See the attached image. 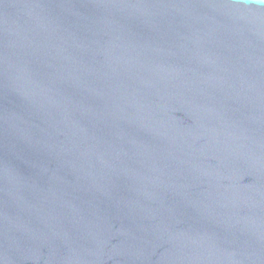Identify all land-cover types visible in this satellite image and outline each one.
<instances>
[{"label": "water", "instance_id": "1", "mask_svg": "<svg viewBox=\"0 0 264 264\" xmlns=\"http://www.w3.org/2000/svg\"><path fill=\"white\" fill-rule=\"evenodd\" d=\"M0 264H264V5L0 0Z\"/></svg>", "mask_w": 264, "mask_h": 264}, {"label": "clouds", "instance_id": "2", "mask_svg": "<svg viewBox=\"0 0 264 264\" xmlns=\"http://www.w3.org/2000/svg\"><path fill=\"white\" fill-rule=\"evenodd\" d=\"M255 3L264 5V0H254Z\"/></svg>", "mask_w": 264, "mask_h": 264}]
</instances>
